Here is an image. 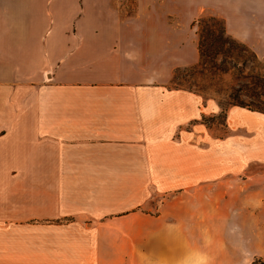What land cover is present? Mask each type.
Listing matches in <instances>:
<instances>
[{
    "label": "crops",
    "instance_id": "crops-1",
    "mask_svg": "<svg viewBox=\"0 0 264 264\" xmlns=\"http://www.w3.org/2000/svg\"><path fill=\"white\" fill-rule=\"evenodd\" d=\"M229 34L241 12L217 10ZM194 0H0V264L264 262V114L168 87ZM213 121L209 122L212 123Z\"/></svg>",
    "mask_w": 264,
    "mask_h": 264
},
{
    "label": "rangeland",
    "instance_id": "rangeland-1",
    "mask_svg": "<svg viewBox=\"0 0 264 264\" xmlns=\"http://www.w3.org/2000/svg\"><path fill=\"white\" fill-rule=\"evenodd\" d=\"M196 6L199 7L201 15L196 19L202 17L216 16L223 19L218 15L217 10L221 7H226L231 12L238 9L241 14L237 19L232 22V27L235 31L239 32L242 38H237L229 34L235 39L237 49L233 52L235 57L237 53L239 56L231 62L230 58L218 56L215 60V64L219 65L224 60L228 73L219 74L213 73L212 71H206L202 75L193 74L192 71H180L176 74L178 80L176 81L177 86H190L192 89L200 91L202 95L210 96L214 98L218 105L227 107L233 103L231 94L234 89H238L239 86H243L249 83L246 80H242L231 66L235 64V61L239 63L242 59H247V68L245 73L251 72L255 74L264 75V0H194ZM195 20V21H196ZM197 44L199 40V29L197 24L194 22ZM240 45V46H239ZM244 45V46H242ZM247 51H245V49ZM255 57V60H254ZM231 62V63H230ZM223 64V63H222ZM236 65V64H235ZM173 77V74H172ZM171 77V78H172ZM173 83H169L168 87H172ZM240 99L245 102L256 101L253 97L240 96ZM224 117L220 113L213 119L212 123L215 125V132L217 137H223L225 129L223 127ZM264 131V125H262ZM247 174L262 175L264 176V165L252 166ZM252 264H264L261 259H255Z\"/></svg>",
    "mask_w": 264,
    "mask_h": 264
},
{
    "label": "trees",
    "instance_id": "trees-1",
    "mask_svg": "<svg viewBox=\"0 0 264 264\" xmlns=\"http://www.w3.org/2000/svg\"><path fill=\"white\" fill-rule=\"evenodd\" d=\"M199 29V40H198V52H199V60L197 64L187 67L177 68L173 71V77L170 82L173 83L172 89H183L195 94H199L206 98H212L210 96H205L200 93V91L192 89L190 86H177L176 81L178 77L176 74L180 71H192L193 74L202 75L206 71H212L213 73L226 74L229 71V68L224 65L226 61H222L221 64L216 65L215 60L218 56L227 57L231 59V62L238 57L237 53L236 57L233 52L237 49L236 41L232 38L225 27V22L223 19L218 18L216 16L202 17L195 21ZM240 46V45H239ZM244 46V45H242ZM245 49V47H244ZM247 51V49H245ZM255 60V57H254ZM230 62V63H231ZM223 63V64H222ZM247 59H242L239 63L235 61V64L231 66V68L240 75L242 80H246L249 83L243 86H239L238 89H234L233 93L230 95L233 103L229 104L227 107H222L219 104L220 114L223 115L224 119L226 116V112L229 107H240L244 108L251 112H258L264 114V75L263 74H255V73H245L247 68ZM240 96L245 97H253L256 101L253 102H245L240 99ZM214 99V98H213ZM213 120H207L202 118V122L206 125H209V122Z\"/></svg>",
    "mask_w": 264,
    "mask_h": 264
}]
</instances>
